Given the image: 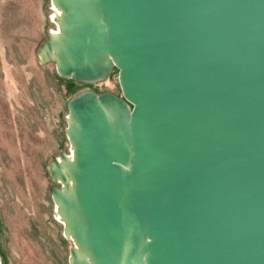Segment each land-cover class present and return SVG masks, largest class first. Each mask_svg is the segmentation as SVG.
I'll use <instances>...</instances> for the list:
<instances>
[{"label": "water", "instance_id": "1", "mask_svg": "<svg viewBox=\"0 0 264 264\" xmlns=\"http://www.w3.org/2000/svg\"><path fill=\"white\" fill-rule=\"evenodd\" d=\"M53 2L41 61L122 91L68 102L70 264H264V0Z\"/></svg>", "mask_w": 264, "mask_h": 264}, {"label": "rangeland", "instance_id": "2", "mask_svg": "<svg viewBox=\"0 0 264 264\" xmlns=\"http://www.w3.org/2000/svg\"><path fill=\"white\" fill-rule=\"evenodd\" d=\"M53 0H0V264H70L75 242L59 222L49 175L54 157L73 158L68 102L84 91L122 97L118 69L85 84L41 61L59 29ZM4 128V129H3Z\"/></svg>", "mask_w": 264, "mask_h": 264}, {"label": "bare ground", "instance_id": "3", "mask_svg": "<svg viewBox=\"0 0 264 264\" xmlns=\"http://www.w3.org/2000/svg\"><path fill=\"white\" fill-rule=\"evenodd\" d=\"M60 20H61V11H60L59 8L54 6V22H56L58 24V26H60ZM59 35H60V30L59 29H57L56 31H53L51 33V37H54V39H57L59 37ZM41 55L43 57L44 53L42 52ZM55 212H56L55 215L57 216L59 222L62 223L65 226V222H64V220H63V218H62V216H61V214H60V212L58 210V207H57ZM68 237L70 238V236H68Z\"/></svg>", "mask_w": 264, "mask_h": 264}, {"label": "trees", "instance_id": "4", "mask_svg": "<svg viewBox=\"0 0 264 264\" xmlns=\"http://www.w3.org/2000/svg\"><path fill=\"white\" fill-rule=\"evenodd\" d=\"M4 129V128H3Z\"/></svg>", "mask_w": 264, "mask_h": 264}]
</instances>
